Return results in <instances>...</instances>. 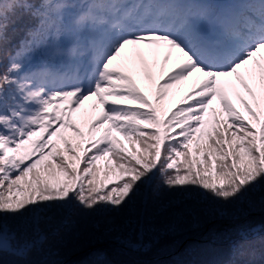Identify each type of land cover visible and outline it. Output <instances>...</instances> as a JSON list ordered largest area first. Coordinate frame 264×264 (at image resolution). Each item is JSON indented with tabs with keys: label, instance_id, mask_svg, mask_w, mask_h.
I'll return each mask as SVG.
<instances>
[{
	"label": "snow or ice",
	"instance_id": "1",
	"mask_svg": "<svg viewBox=\"0 0 264 264\" xmlns=\"http://www.w3.org/2000/svg\"><path fill=\"white\" fill-rule=\"evenodd\" d=\"M157 178L226 203L264 186V0H0V255L32 264L49 213ZM256 231L228 264H254Z\"/></svg>",
	"mask_w": 264,
	"mask_h": 264
},
{
	"label": "trees",
	"instance_id": "2",
	"mask_svg": "<svg viewBox=\"0 0 264 264\" xmlns=\"http://www.w3.org/2000/svg\"><path fill=\"white\" fill-rule=\"evenodd\" d=\"M177 88L182 93L186 87ZM84 111L92 114L90 106ZM49 216L39 224L46 240L29 257L32 264H228L240 229L257 230L248 240L258 251L254 264H264L259 255L264 248V186L226 203L196 188L170 190L157 178L143 185L125 208L88 211L76 204ZM7 223L20 234V221ZM28 236L35 238L34 228ZM16 261L11 254L0 255V264Z\"/></svg>",
	"mask_w": 264,
	"mask_h": 264
},
{
	"label": "rangeland",
	"instance_id": "3",
	"mask_svg": "<svg viewBox=\"0 0 264 264\" xmlns=\"http://www.w3.org/2000/svg\"><path fill=\"white\" fill-rule=\"evenodd\" d=\"M242 71H243V69H242ZM89 103H90V102H86V104H85V108L89 105Z\"/></svg>",
	"mask_w": 264,
	"mask_h": 264
}]
</instances>
